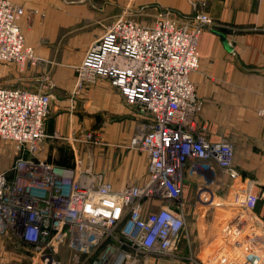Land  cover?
<instances>
[{
    "label": "built area",
    "instance_id": "built-area-1",
    "mask_svg": "<svg viewBox=\"0 0 264 264\" xmlns=\"http://www.w3.org/2000/svg\"><path fill=\"white\" fill-rule=\"evenodd\" d=\"M22 15V9L0 0V62L20 70L37 62L19 29ZM213 26L203 12L191 18L159 13L150 24L118 15L76 68L80 85L107 81L145 119L129 144L147 161L141 185L115 189L101 173L79 164L60 167L36 158L46 138L50 94L0 87V139L18 149L11 166L0 171V235L30 249L34 264H62V245L76 264H154L162 259L199 264L192 253L183 256L177 249L189 236L185 178H200L196 193L202 195L216 167L231 180L239 176L233 144L210 142L196 128L202 102L190 75L199 66V38ZM257 115L264 123V108ZM257 200L250 190L231 199L240 233L249 227ZM234 240L241 245L240 238Z\"/></svg>",
    "mask_w": 264,
    "mask_h": 264
},
{
    "label": "crops",
    "instance_id": "crops-1",
    "mask_svg": "<svg viewBox=\"0 0 264 264\" xmlns=\"http://www.w3.org/2000/svg\"><path fill=\"white\" fill-rule=\"evenodd\" d=\"M25 5L35 6L44 14L40 33L43 40L31 45L36 57L45 63H56L49 75L54 86L49 92L46 139L36 158L60 167H76L69 151H75L73 143L79 141L76 138L81 133L91 132L99 144L109 148L106 155L100 154V160L105 159L104 180L115 189L133 184L130 166L135 155L126 147L138 127L132 128L129 121L131 109L104 80L82 84L80 90L74 87L75 91H71L75 80L72 63L79 62L102 35H96L91 28L98 24V9L93 12L86 0H25ZM142 5L147 7L143 8L147 13L143 19L152 20L165 11L178 18H191L203 12L213 20L212 29L199 38V66L190 75L196 96L202 102L196 128L210 142L233 144V165L239 174L231 180L216 167L214 179L202 195L196 193L201 179L185 178L183 197L188 204L189 236L188 241L179 243L178 252L183 256L192 253L199 264H264V123L257 115V110L264 108V0L124 1V9L129 11ZM33 25L38 29L35 20ZM45 27L50 29L48 34ZM54 44L57 48L52 49ZM74 49L76 57L72 54ZM57 62L63 65L57 66ZM142 127L143 124L139 129ZM77 147L83 154V148ZM142 157L144 164L138 167L135 185L146 179L147 161L143 154ZM244 190H250L258 200L249 213V227L240 233L234 219L236 209L230 201L236 192ZM237 238L241 245H236ZM248 253L250 259L246 258ZM153 262L179 264L165 259Z\"/></svg>",
    "mask_w": 264,
    "mask_h": 264
},
{
    "label": "rangeland",
    "instance_id": "rangeland-1",
    "mask_svg": "<svg viewBox=\"0 0 264 264\" xmlns=\"http://www.w3.org/2000/svg\"><path fill=\"white\" fill-rule=\"evenodd\" d=\"M15 7H19L23 10V15L20 17L18 21L19 29L21 34L23 35L26 43L29 46H33L34 43L39 44V40H43V37L40 36L42 34V29L44 28V14L41 11H38L35 6L32 5H25V0H7ZM80 1V0H76ZM84 1V0H83ZM91 1V3H87ZM124 1L125 0H86V4L92 5V11H96L98 9V24L92 25V30L97 34L101 35L105 32L107 27L113 21V19L122 14L128 15L129 18L135 19L142 24H150L152 20L149 18H141L144 17L145 11L143 8H147L142 6H138L133 8L132 11L124 9ZM19 2L22 5H19ZM146 6V5H145ZM37 7V6H36ZM151 6L148 7V9ZM165 12V11H164ZM162 12V13H164ZM144 13V14H143ZM140 16V17H138ZM153 19V18H152ZM33 20L35 23L38 24L37 28H34ZM148 20V21H147ZM144 22V23H143ZM45 30H50L49 28L45 27ZM49 38V36H48ZM57 48V45H52V49ZM61 47H59L60 49ZM77 51L73 50V56L76 57ZM84 54V53H83ZM83 58H80V61L77 63H72V67L70 69L75 73V80L72 86V93L76 90H80V83L78 82V75H77V66L81 62ZM62 64V62H57V66ZM65 65L67 63L64 62ZM70 65V63H68ZM56 63H45L44 61H40L39 57L37 58V62L33 66H27L23 70H20L14 64L2 63L0 62V87L2 88H19L30 92L35 91H44L50 92L54 85L51 84L50 80V71ZM63 65V64H62ZM63 69H67L63 66ZM87 82H83L82 84H86ZM75 90L73 91V88ZM50 94V93H49ZM51 98V97H50ZM51 105V104H50ZM50 110V108H49ZM129 121H131L132 128L138 127V132L141 130L142 124L145 123V119L139 117L133 111H130ZM134 128V130H135ZM132 133L131 140L135 137L138 133ZM86 135L91 136L90 139H86ZM46 139V138H45ZM44 139V140H45ZM77 142L73 143L75 147V151L70 149L69 152L73 155L72 158L75 160V165L79 164L80 168L83 170L91 169L95 173H101L105 177V169L106 166L104 164L105 159L102 161L100 160L101 155H106V152L109 149L104 144H99V139L97 136L91 132H84L76 138ZM43 140V141H44ZM83 148V154L78 152L79 148ZM82 145V146H80ZM98 147V148H97ZM127 150L130 151L131 155H135V158L131 159V172L130 175L132 176L130 182L136 183V179L134 177H138V167H143L144 158L142 154L136 150L132 149L130 145L126 147ZM98 149V151H96ZM62 153V150L60 151ZM18 154V149L16 144L12 142H6L0 139V170L8 169L13 161L15 160ZM101 154V155H100ZM144 156V155H143ZM135 179V180H133ZM131 184V183H129ZM58 258L60 259L62 264H76L72 258L71 252L68 250L66 245H62L61 249L58 252ZM34 254L31 253L30 249H24L14 240L11 236H2L0 235V264H34ZM36 264V263H35Z\"/></svg>",
    "mask_w": 264,
    "mask_h": 264
}]
</instances>
